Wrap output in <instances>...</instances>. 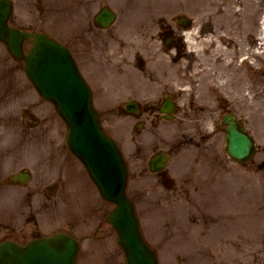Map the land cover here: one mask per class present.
<instances>
[{"label":"flooded vegetation","instance_id":"flooded-vegetation-1","mask_svg":"<svg viewBox=\"0 0 264 264\" xmlns=\"http://www.w3.org/2000/svg\"><path fill=\"white\" fill-rule=\"evenodd\" d=\"M15 7L18 8V3L28 11L29 18L24 17L22 14L15 15L13 17V23L20 25L24 28L34 31L45 32L57 40L67 44L72 52L77 56V51L68 44V42H83L87 37H92L94 35L93 29H89L85 34H73L69 35V30L63 28L60 22L56 19H52L53 15V4L50 0H14ZM97 4H92L91 8L96 7ZM34 7V12L30 8ZM68 8V6L65 7ZM175 19V18H174ZM173 23H167L163 19H159L155 24H151L150 29L154 26L157 27L155 32L159 37H161V46L159 49L160 54H165L171 58V61L178 63L187 57L186 45L178 38V33H180L183 25L178 21V19L171 20ZM70 26V25H68ZM147 28V25H146ZM207 31L209 34L213 35V28L210 25ZM223 29H219L222 31ZM202 29H198V34L200 36ZM155 33V36H156ZM174 38H173V37ZM257 40L255 37H251L248 41V46L251 51L256 49ZM226 47L233 51L239 50L238 43L234 39H229L226 41ZM214 43L210 40L208 44V52H211L214 48ZM255 66L250 68L252 72V81L254 85L253 95L260 92L261 86V76L258 72L261 70L262 61L259 56L254 53L252 57ZM88 63V62H87ZM121 63L125 66L123 69H119L116 74L120 76H127L131 74L133 79V85L127 88L129 97L127 100L137 101V110L130 115V118L134 119V122H140L143 131L153 133L161 122L166 121V113H162V108L164 105L177 104L176 111L179 112L178 115H183L184 119H189L193 121L194 116L198 118L200 114L203 117L200 122L207 121L210 123L211 132H208L200 125H198L197 119L195 124L191 125L189 132H193L199 139V143L208 140L215 132L225 134L226 125L222 123L223 116L225 114L233 113L241 124L246 126L245 120L240 116V114L230 105L229 103V91L233 88L234 82H230V77L227 72L221 71L219 69L217 74L214 76L211 72L209 74V84L205 90L202 89V83L197 81L198 76H193L191 70L193 67L187 66H177L175 72H169L161 67H149L146 62L138 56V53H131L129 56L122 57ZM188 83L190 85V92H188L187 98H181L183 92L174 91L171 84H184ZM216 82L217 88H214ZM225 83V86L221 89L219 84ZM241 80L239 79V84ZM181 90V88H179ZM203 92L205 93L203 95ZM201 96V99H198ZM157 97V98H155ZM205 103V104H202ZM245 99L240 102L235 100L234 104L240 110L242 109ZM182 106V108L180 106ZM189 107L188 109H185ZM103 112L108 115L107 107H103ZM198 116V117H197ZM186 131V130H184ZM191 141L194 142L193 139ZM185 142V141H183ZM32 192L30 191L27 195L30 197ZM10 230V231H8ZM13 228L5 229L0 223V235L3 234V238H15V234L12 231ZM4 231V233H3ZM7 231V232H6Z\"/></svg>","mask_w":264,"mask_h":264},{"label":"water","instance_id":"water-1","mask_svg":"<svg viewBox=\"0 0 264 264\" xmlns=\"http://www.w3.org/2000/svg\"><path fill=\"white\" fill-rule=\"evenodd\" d=\"M4 10L7 11V8L0 1V17L2 14V18H5L3 16ZM13 36H15V32H10V30L6 31V35L3 31L0 32V38L11 47L18 44L11 39ZM27 59L30 74L31 56H28ZM47 76H49V79L41 92L45 98L53 101L58 113L68 122L69 137L73 140L70 146L73 151L93 170V174L95 173V176L99 179L98 182L100 181V186L105 194H108L105 196L116 203V208L111 213L109 220L118 229L119 241L123 240L125 229H129L132 234L129 238H133V240L128 241L126 244L123 240L124 248L129 264H138L140 259L145 257L147 249L139 236L132 205L124 195L122 183L125 182V166L123 161L115 146L111 142L105 141L97 131L93 121L85 116V111L90 112L88 105L85 104L86 95L80 94V103L71 100L72 98L75 100L78 98L74 83L71 82L74 78L67 73H60L57 77H51L48 74ZM80 90L84 92L81 84ZM234 143L241 145V139L233 137L231 146ZM121 225L124 227L122 228ZM37 250H40V254H43L44 257L55 258V264H74L76 248L73 244L67 243L62 236H55L50 241L35 243L34 246L24 249L5 251L0 254V264H20L25 257L30 256Z\"/></svg>","mask_w":264,"mask_h":264},{"label":"rangeland","instance_id":"rangeland-1","mask_svg":"<svg viewBox=\"0 0 264 264\" xmlns=\"http://www.w3.org/2000/svg\"><path fill=\"white\" fill-rule=\"evenodd\" d=\"M195 1L198 4L203 5L206 0H179L178 4L179 5L182 4L180 10L182 12L188 13L189 16L192 15L193 12L190 11V6H191L192 2H195ZM214 1L220 2L222 0H214ZM239 1L243 2L242 0H239ZM147 2H148V0H129V5H131L135 10H140L141 13H148L147 10L153 9L154 5L148 4ZM245 3H247V2H245ZM253 3L255 4L254 1H253ZM242 6L246 7V5H242ZM256 7H257V5H256ZM184 8H186V9H184ZM234 9H235V6L231 5V11H233ZM227 11H229V10L226 9V12ZM260 14L261 13H259V15H258V13H257L258 18L260 17ZM261 112H262V109H261ZM124 146H125V144H124ZM188 151H191V150L188 148ZM256 168L257 167L254 165L252 168H249L248 166H246L245 170H239L238 174H237V171H233L235 173H233L231 177L226 176V178L220 183L221 186L219 187V189L216 190V192L224 194V197L226 199L227 194L229 192H231L232 188L237 187L239 185V191L238 192L240 194V198L243 199L244 196L247 197L245 200L247 202L248 198L250 197L255 202L256 207L259 208V214H260L261 218H264V168L261 170H258ZM76 170L78 171V173L80 175H83V173L80 169H76ZM202 170H205V169H202ZM235 178H237L238 180H234ZM130 179H131L132 190H134L133 182H134L135 178L132 175H130ZM84 181H85V185L87 186V188L85 189V192H87V195H88L86 198V201L89 205L91 198H93L92 195H93L94 191H93V188H91L90 185L87 183V181L86 180H84ZM80 183H81V181H80ZM227 189L229 190V192L227 191ZM90 216H91V213H89L88 217L86 218V222L89 221ZM263 221H264V219H263ZM169 233H171V232H169ZM244 234L246 236H248L249 231L248 230L244 231ZM262 236L264 237V234H262ZM101 245H102V243L99 244L98 246H101ZM262 247H263L262 254H260V256H259V258L261 259L260 264H264V241H263ZM108 251H109V249L105 248V251H102L99 255H97V256L93 255L90 262H87V261L79 262V264H113L112 262L108 261V259L104 255ZM98 252L99 251L96 249L93 250V254H98ZM194 264H197V263H194Z\"/></svg>","mask_w":264,"mask_h":264},{"label":"bare ground","instance_id":"bare-ground-1","mask_svg":"<svg viewBox=\"0 0 264 264\" xmlns=\"http://www.w3.org/2000/svg\"><path fill=\"white\" fill-rule=\"evenodd\" d=\"M250 1V0H249ZM262 33H263V31H262Z\"/></svg>","mask_w":264,"mask_h":264}]
</instances>
